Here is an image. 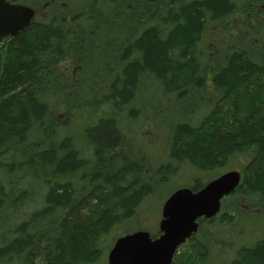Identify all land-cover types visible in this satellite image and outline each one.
Instances as JSON below:
<instances>
[{
    "label": "trees",
    "instance_id": "16d2710c",
    "mask_svg": "<svg viewBox=\"0 0 264 264\" xmlns=\"http://www.w3.org/2000/svg\"><path fill=\"white\" fill-rule=\"evenodd\" d=\"M9 1L35 16L0 43V264L98 263L153 179L190 166L195 190L240 157L172 264H264V217L243 222L264 210V0ZM129 130L166 152L156 176Z\"/></svg>",
    "mask_w": 264,
    "mask_h": 264
},
{
    "label": "water",
    "instance_id": "95a60500",
    "mask_svg": "<svg viewBox=\"0 0 264 264\" xmlns=\"http://www.w3.org/2000/svg\"><path fill=\"white\" fill-rule=\"evenodd\" d=\"M32 8L0 0V43L16 36L31 21ZM240 183L237 170L226 171L198 190L181 187L163 202L155 237L142 229L118 237L107 253V264H172L179 245L189 239L198 227L199 218H212L220 210L221 199Z\"/></svg>",
    "mask_w": 264,
    "mask_h": 264
},
{
    "label": "rangeland",
    "instance_id": "374dc122",
    "mask_svg": "<svg viewBox=\"0 0 264 264\" xmlns=\"http://www.w3.org/2000/svg\"><path fill=\"white\" fill-rule=\"evenodd\" d=\"M65 0H62V3H64ZM74 3V0H69V4ZM170 103H168L167 105V111H165L163 114H157L156 115V119L157 121H160L161 118L162 120L160 121V123H157V125H159L161 128H164L162 131V135H163V139L161 141H159L158 143L161 144H165L166 142V133H168V127H169V121L171 122V125L174 126V118L178 116V112L176 110L177 106H175L173 104L172 101H169ZM128 142L131 145L135 146V149L137 150V152H140V148L143 147V154L146 160H142L144 162V164H146V166H148V158L149 160H151L152 158H155V161L153 166L155 165V167L152 166V170H153V174L154 176H156L158 173V164L161 161H164L166 159L165 157V151H162L163 149H161V146H156L158 151H155L151 149V147H148V143H141V141L139 140V138L136 135H133V133L131 132V130H129L128 132ZM167 156V154H166ZM147 157V158H146ZM244 157V156H243ZM152 161V160H151ZM240 163H244V159L243 161L241 160L240 157ZM240 163H238L237 160H234L230 163H228L227 165H225V167L221 168V171L225 172L226 170H230V169H239L240 168ZM157 165V166H156ZM193 175L195 177H199L201 174L199 171L195 170L193 171ZM218 171H211L208 172V174L206 176H203L202 181L204 182L205 179H210V177L212 178ZM175 174H182V173H175ZM204 174V173H203ZM174 175V174H163V175H159L157 178L153 179L152 181V187H153V192L151 194L150 197L145 198L144 200H142V202L140 203V205L137 207V216L135 219H127L122 221L121 223L116 224L109 232L108 234L105 236L104 238V244H105V248H104V252H103V257L101 258V260L98 263L95 264H106L105 262V258H106V254L108 252V248L113 244V242L120 237L121 235H124L126 233H130L136 229H142V230H148L149 232H155V230L157 229V224L158 221L161 217V206L164 202V200L166 199V197L170 194V192H172L173 190L180 188L182 185H184L185 180L183 178V176L181 175ZM190 179V178H189ZM194 180V178L192 179ZM259 211V212H258ZM256 212L258 213H252L250 212V214L248 216H245V219L243 220V222L246 221V226L248 223L250 222H254V221H258L260 220V217H264V210H258ZM242 222V221H241ZM223 248H225L223 246ZM216 260H220V257L215 258Z\"/></svg>",
    "mask_w": 264,
    "mask_h": 264
},
{
    "label": "flooded vegetation",
    "instance_id": "af4514ba",
    "mask_svg": "<svg viewBox=\"0 0 264 264\" xmlns=\"http://www.w3.org/2000/svg\"><path fill=\"white\" fill-rule=\"evenodd\" d=\"M152 160H155L154 158H152ZM230 170H236V169H230ZM193 171H195V169H192L190 166H181L180 167V169L178 170V172L177 173H182L181 175L183 176V178H184V180H185V183H184V185L186 186V187H191L192 188V190H194L193 189V186H194V184H195V182H196V180L198 179V177H195L194 175H193ZM226 171H229V170H226ZM237 171H239V173H240V181H241V170H240V168L239 169H237ZM176 175H180V174H176ZM180 175V176H181ZM190 178V179H189ZM194 178V180H192ZM215 178V177H214ZM211 179H205L204 180V182H202V186L206 183V182H208V181H210ZM201 186V187H202ZM200 187V188H201ZM237 188V187H236ZM235 188V189H236ZM199 189V188H198ZM195 190H197V189H195ZM194 190V191H195ZM231 194V193H230ZM229 194V195H230ZM229 195H227V196H229ZM227 196H225V197H227ZM258 210H260V209H258ZM258 210H256V211H258ZM259 212V211H258ZM257 212V213H258ZM214 217H216V216H214ZM214 217H212V218H214ZM212 218H210V219H212ZM203 220H206L207 222H209V220L210 219H204V218H202ZM154 233H156V232H154ZM154 235V234H153Z\"/></svg>",
    "mask_w": 264,
    "mask_h": 264
}]
</instances>
